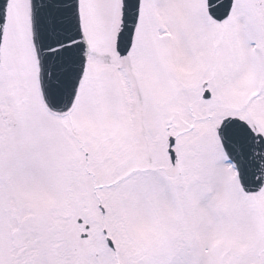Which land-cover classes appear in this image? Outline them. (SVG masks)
Wrapping results in <instances>:
<instances>
[{
	"label": "snow or ice",
	"instance_id": "6c2138e0",
	"mask_svg": "<svg viewBox=\"0 0 264 264\" xmlns=\"http://www.w3.org/2000/svg\"><path fill=\"white\" fill-rule=\"evenodd\" d=\"M0 264H264V0H0Z\"/></svg>",
	"mask_w": 264,
	"mask_h": 264
}]
</instances>
